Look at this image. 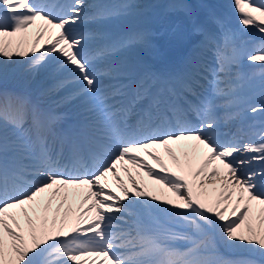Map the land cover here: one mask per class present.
Wrapping results in <instances>:
<instances>
[{
	"label": "snow or ice",
	"instance_id": "6c2138e0",
	"mask_svg": "<svg viewBox=\"0 0 264 264\" xmlns=\"http://www.w3.org/2000/svg\"><path fill=\"white\" fill-rule=\"evenodd\" d=\"M87 7L0 0V84L21 60L25 85L42 70L53 81L35 100L0 88V264H264V130L255 141L228 130L241 116L242 61L264 78V0H233L242 28L261 34L248 52L222 21L217 39L171 0L165 14L182 13L200 39L163 70L116 59L153 49L156 33L79 30L137 14L136 0ZM165 33L183 40L180 23ZM65 90L54 105H83L70 130L41 99ZM217 230L260 259L225 258Z\"/></svg>",
	"mask_w": 264,
	"mask_h": 264
},
{
	"label": "bare ground",
	"instance_id": "6f19581e",
	"mask_svg": "<svg viewBox=\"0 0 264 264\" xmlns=\"http://www.w3.org/2000/svg\"><path fill=\"white\" fill-rule=\"evenodd\" d=\"M52 0H45V2H51ZM67 0H62L61 4H64V2ZM162 0V2L160 4L157 5H153L150 9V6H148V10H142L140 8V10L138 11L137 14L134 15H130L126 18H123L121 20L118 21H114L108 24H105L102 26H98L96 24L90 23V22H86L84 25L80 26V31L89 33L92 32L93 30H96L98 28H100L103 31L109 32V33H114L115 31H119L120 35L119 36H125L129 33H133V32H137V31H150L153 33L157 34L158 39L161 42V45L164 46V50L162 52V57H166L169 54L171 55H176L177 58L181 57V56H185L189 49L191 48L192 44V39L189 37L192 35V25L191 23H189L190 21L188 20L187 17H185L182 13L179 14H165V6L171 2V0ZM200 1V0H198ZM219 1V0H218ZM106 2H108V4L111 3H115V2H124V0H106ZM137 3H139L141 6H143V0H136ZM87 7V11L89 14H92V12L95 10L96 6L98 5V0H85ZM105 3V2H104ZM104 3H102L104 5ZM165 3V6L163 5ZM143 8V7H142ZM163 12V17L161 20V23L158 27H155V21H151L152 16H156L159 13ZM146 14H149L150 17H145ZM148 22H150V24H148ZM176 23H180L181 25V31L183 33V40L182 41H177L174 39L169 38V36L167 35V33H165L164 35H159L161 33V29L165 26L171 27L174 26ZM217 37V36H216ZM217 39H219V37H217ZM101 43H104L103 41H95V42H91L89 44V48L90 49H95L96 47H98ZM153 45H155V41L152 40ZM155 47V46H154ZM206 56L211 58V53H206ZM117 59H124V57H120ZM134 61V60H132ZM0 63H2V61H0ZM11 64V63H9ZM102 66V65H101ZM259 65H248L247 66V70L245 73H247V77L245 78V80H242V89H249L246 90L243 93H239L240 97H241V101H246L248 99H250L252 96H256L258 94L264 93V78L261 77L260 70H258ZM25 68H26V62L24 60H21L18 64H16L13 67V70L16 69H21L22 72H25ZM26 75V73L24 74ZM48 76V73L46 71H41L35 78V80L32 82V84L30 85L31 87H29V89H33V87H36V90H34L35 94L34 97L35 99H37L38 96V92L39 90L42 88H47L49 87L53 81L51 79H49V81H46V78ZM49 77V76H48ZM37 81V82H36ZM257 84H262L259 85L257 87L251 88L254 85ZM1 88V86H0ZM251 88V89H250ZM4 90V88H2ZM39 89V90H38ZM38 90V91H37ZM6 91L8 92H12L11 89H6ZM67 91H61L51 97H47V98H41L43 101H46V105L48 106H53V102L54 101H60L62 97H64L65 95H67ZM263 102L260 103V105L262 107H264V99H262ZM260 100V101H262ZM71 102H73L72 104H70ZM70 103H62L60 104V106H56V109H63L66 108L68 106L67 109H71V113H75V111L82 107V103L79 99L76 100H72ZM259 103V102H258ZM70 104V105H69ZM253 106L249 105L248 108H252ZM240 111L243 112L244 108L242 109V107H240ZM250 115H245L244 113L241 114L240 118L238 120H236L228 129L229 131L235 132L237 131L239 128V135L243 138L244 141H248V140H252L255 141L258 137L252 136V134H250L249 132H245L244 129L241 127L242 126V122H244V120ZM259 121L258 117H253L251 120H249L248 122H254L257 123ZM259 131V126H255V130L254 132H258ZM131 167V166H130ZM143 174V173H141ZM121 175H124L123 172H121ZM222 253V251H221ZM227 258H230V256H226Z\"/></svg>",
	"mask_w": 264,
	"mask_h": 264
},
{
	"label": "rangeland",
	"instance_id": "374dc122",
	"mask_svg": "<svg viewBox=\"0 0 264 264\" xmlns=\"http://www.w3.org/2000/svg\"><path fill=\"white\" fill-rule=\"evenodd\" d=\"M228 1H229L230 5H231V8L230 9H227V8L224 7V8H222V11L224 12L226 10L227 11L230 10L231 17H232V21H233V24L231 26L233 32H236L238 34V36L243 35L245 33H249L248 31H250V29H243L242 26L239 23L238 14H237V12L235 11V9L233 7V0H228ZM154 2L157 3V0L154 1ZM204 3L208 4V6H209V9H208L209 10V14L210 15L211 14H215V11H217V6L219 7V5H216V7H214L215 6V3H214L213 0H206V1H204ZM251 30H254V29H251ZM252 49H253V47H252ZM224 250H228V248H225Z\"/></svg>",
	"mask_w": 264,
	"mask_h": 264
}]
</instances>
